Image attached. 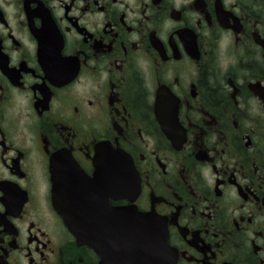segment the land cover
Here are the masks:
<instances>
[{
    "label": "flooded vegetation",
    "instance_id": "1",
    "mask_svg": "<svg viewBox=\"0 0 264 264\" xmlns=\"http://www.w3.org/2000/svg\"><path fill=\"white\" fill-rule=\"evenodd\" d=\"M149 215L264 264V0H0V264H119Z\"/></svg>",
    "mask_w": 264,
    "mask_h": 264
},
{
    "label": "water",
    "instance_id": "2",
    "mask_svg": "<svg viewBox=\"0 0 264 264\" xmlns=\"http://www.w3.org/2000/svg\"><path fill=\"white\" fill-rule=\"evenodd\" d=\"M125 154L119 153L118 157L121 158ZM118 159V163H119ZM118 171H120L119 168H117ZM118 189L120 188V185L117 186ZM115 188V183L112 185V189ZM134 218H140L137 217L136 214L133 215ZM142 218V217H141ZM146 220H149V228L150 231H147L144 233V237L146 239L145 244L141 245L140 247L131 246V248L127 249L128 254L122 256L123 260L119 264H175V260L172 257V254L169 249V245L167 242V231L161 228L160 231H153L154 228L153 225V219L154 217L152 215H149V217L144 216ZM69 226L71 229L77 233V235H82L78 228H80L79 223L76 220L69 219ZM142 234V233H141ZM157 236V239L155 237ZM130 253V254H129ZM103 264H110L109 262H105Z\"/></svg>",
    "mask_w": 264,
    "mask_h": 264
}]
</instances>
